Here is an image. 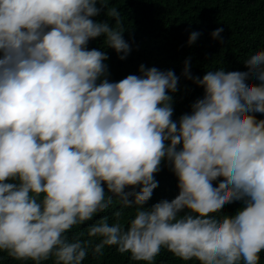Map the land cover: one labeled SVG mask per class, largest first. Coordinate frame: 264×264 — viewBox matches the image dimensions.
Listing matches in <instances>:
<instances>
[{
    "label": "clouds",
    "instance_id": "clouds-1",
    "mask_svg": "<svg viewBox=\"0 0 264 264\" xmlns=\"http://www.w3.org/2000/svg\"><path fill=\"white\" fill-rule=\"evenodd\" d=\"M108 4L0 0V251L35 264H83L105 246L145 264L162 248L198 264H259L264 119L255 114H264V50L244 61L248 71L202 78L186 61L183 75L204 95L176 121L174 71L141 64L140 75L111 82L107 54L87 47L103 36L121 60L131 52L120 12ZM104 9L114 26L93 19ZM165 160L179 194L146 208ZM113 197L136 207L127 226L121 209L111 223L103 215L89 224V239H69ZM236 201L243 207L235 215L220 214Z\"/></svg>",
    "mask_w": 264,
    "mask_h": 264
},
{
    "label": "trees",
    "instance_id": "trees-1",
    "mask_svg": "<svg viewBox=\"0 0 264 264\" xmlns=\"http://www.w3.org/2000/svg\"><path fill=\"white\" fill-rule=\"evenodd\" d=\"M100 7V5H97ZM108 7H116L121 15L124 28L123 38L129 43L131 52L121 60L116 51L107 47L105 37L89 41L88 48L107 54L108 79L118 82L126 76L140 75L141 64L146 68L156 67L161 71L172 70L179 77L178 91L173 95V120L191 112V105L203 98L204 90L183 75L185 62H189L193 77L202 78L209 70L223 68L228 71H248L244 61L258 50H264V0H109ZM97 22H109L115 25V19L106 15V9L93 17ZM223 28L219 38L212 33ZM193 32L199 33L196 41L189 44ZM222 41V42H221ZM253 81H248L252 83ZM259 84V81H255ZM257 119L264 114L256 113ZM161 171L155 174L159 186L153 191L151 199L144 205L167 199L171 201L179 194L178 178L168 162L162 161ZM222 179V178H221ZM216 186V182H214ZM105 190L107 188L105 186ZM131 190V189H126ZM139 189H137L138 191ZM111 195V193H108ZM134 199V198H130ZM243 207L242 201L226 204L221 215H235ZM123 210L122 223L134 218L136 207L124 208L117 197L104 213L98 214L93 221L77 225L68 233L69 239L79 237L89 239L87 227L103 215L113 222V213ZM93 244L99 238H91ZM259 264H264V251L260 254ZM0 264H35L32 260H17L0 251ZM42 264H55L54 258ZM83 264H145L133 261L130 253L121 254L115 246H105L102 255H93L91 249ZM154 264H198L196 261H183L167 249L161 250Z\"/></svg>",
    "mask_w": 264,
    "mask_h": 264
}]
</instances>
